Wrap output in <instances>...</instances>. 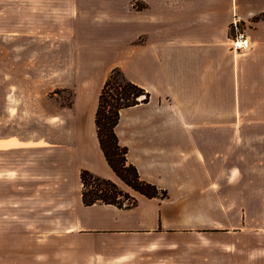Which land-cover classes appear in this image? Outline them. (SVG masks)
<instances>
[{
	"label": "crops",
	"instance_id": "obj_1",
	"mask_svg": "<svg viewBox=\"0 0 264 264\" xmlns=\"http://www.w3.org/2000/svg\"><path fill=\"white\" fill-rule=\"evenodd\" d=\"M93 1L0 0V235L38 264H264V0ZM233 23L247 49L230 50ZM114 67L148 93L117 142L163 197L126 187L99 147ZM81 170L135 203L83 205Z\"/></svg>",
	"mask_w": 264,
	"mask_h": 264
},
{
	"label": "trees",
	"instance_id": "obj_2",
	"mask_svg": "<svg viewBox=\"0 0 264 264\" xmlns=\"http://www.w3.org/2000/svg\"><path fill=\"white\" fill-rule=\"evenodd\" d=\"M147 98L148 93L143 88L127 80L121 71L114 67L101 88L94 122L99 147L106 163L117 178L129 189L146 197H163L164 191L139 178L136 168L126 160V148L118 144L114 133L119 111L139 102H145ZM79 178L83 205L99 202L117 207H129L135 203V199L127 191L124 193L109 179L96 176L87 170H81ZM123 194L129 200L128 203L118 201V197Z\"/></svg>",
	"mask_w": 264,
	"mask_h": 264
},
{
	"label": "rangeland",
	"instance_id": "obj_3",
	"mask_svg": "<svg viewBox=\"0 0 264 264\" xmlns=\"http://www.w3.org/2000/svg\"><path fill=\"white\" fill-rule=\"evenodd\" d=\"M98 1L95 0L91 2V5H97ZM95 14V13H94ZM87 23L90 26L100 25L102 21H96V19L89 17ZM244 25H241L240 28L236 26V23L231 27L230 33L231 36H234V32L237 30L243 31ZM103 30V29H102ZM112 39H67L60 43L59 50L68 52L78 49L81 53L88 52L89 46L94 45L96 42L101 44L97 45L94 52H100L105 57L106 54L109 55L110 51L112 52L113 47L116 48L115 43H112ZM36 87L39 88V83H33ZM2 90L0 91V97L2 96ZM36 94V93H33ZM67 94H64V97ZM119 188L125 193L126 190L119 186ZM125 194L118 197V201L122 203H128L129 200L124 197ZM0 227L8 226L6 224H1ZM29 254V253H28ZM25 252V244L16 242L6 235H0V264H38L35 256L31 257Z\"/></svg>",
	"mask_w": 264,
	"mask_h": 264
},
{
	"label": "built area",
	"instance_id": "obj_4",
	"mask_svg": "<svg viewBox=\"0 0 264 264\" xmlns=\"http://www.w3.org/2000/svg\"><path fill=\"white\" fill-rule=\"evenodd\" d=\"M248 46L249 41L246 38L244 32L236 29V31L234 32V36L229 40L230 50L232 52H238L240 50L247 49Z\"/></svg>",
	"mask_w": 264,
	"mask_h": 264
}]
</instances>
